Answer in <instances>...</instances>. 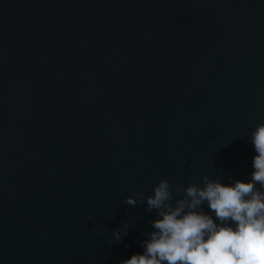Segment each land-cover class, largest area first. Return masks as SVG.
<instances>
[{"label":"water","instance_id":"95a60500","mask_svg":"<svg viewBox=\"0 0 264 264\" xmlns=\"http://www.w3.org/2000/svg\"><path fill=\"white\" fill-rule=\"evenodd\" d=\"M259 123L264 0H0V264L142 254L125 198L249 181Z\"/></svg>","mask_w":264,"mask_h":264},{"label":"clouds","instance_id":"9594fccd","mask_svg":"<svg viewBox=\"0 0 264 264\" xmlns=\"http://www.w3.org/2000/svg\"><path fill=\"white\" fill-rule=\"evenodd\" d=\"M257 155L251 178L230 183L201 176V184H172L167 179L152 194L126 197L129 206L146 204L157 218L141 241L142 254L119 264H264V123L250 133ZM209 210L206 212L204 206ZM211 213V214H210ZM128 223L112 232L119 241L127 236Z\"/></svg>","mask_w":264,"mask_h":264}]
</instances>
